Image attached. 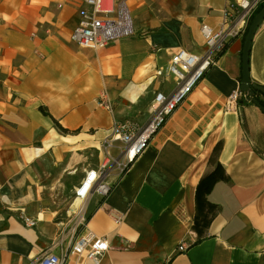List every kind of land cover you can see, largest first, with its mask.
<instances>
[{"label": "crops", "instance_id": "obj_1", "mask_svg": "<svg viewBox=\"0 0 264 264\" xmlns=\"http://www.w3.org/2000/svg\"><path fill=\"white\" fill-rule=\"evenodd\" d=\"M225 1L125 0L134 33L92 50L70 40L80 0H0V264H32L55 240L112 121L148 120L154 93L174 89L156 70L179 48L202 54L200 23L217 27ZM242 43L218 55L108 197L85 201L87 230L108 249L80 264H264V112L246 93L223 108L240 90ZM248 66L264 87V19ZM102 91L112 113L97 105Z\"/></svg>", "mask_w": 264, "mask_h": 264}, {"label": "built area", "instance_id": "obj_2", "mask_svg": "<svg viewBox=\"0 0 264 264\" xmlns=\"http://www.w3.org/2000/svg\"><path fill=\"white\" fill-rule=\"evenodd\" d=\"M78 20L70 33V40L81 48L101 50L110 43L134 33L132 18L125 0H80ZM264 0H226L217 27L200 23V33L205 49L195 54L179 48L171 53L167 65L156 70V76L163 73L174 79V89L169 95L155 92L150 103V116L144 124L131 119L113 120L108 134L100 145L101 159L95 168L85 171L83 178L73 191V200L80 205L67 210L66 222L55 240L41 252L32 264H80L84 261L97 263L108 249L104 236H97L87 230L85 201L91 195L105 199L115 184L127 173L132 163L146 149L152 137L164 126L175 109L192 91L218 55L237 37L243 36L250 18ZM57 4V7H60ZM239 89L229 93L223 108L233 110L241 96ZM97 105L109 113L113 112L107 91H102ZM119 223L123 214H112ZM20 219L27 227H33L36 220L20 213ZM180 249L182 246L179 247Z\"/></svg>", "mask_w": 264, "mask_h": 264}, {"label": "water", "instance_id": "obj_3", "mask_svg": "<svg viewBox=\"0 0 264 264\" xmlns=\"http://www.w3.org/2000/svg\"><path fill=\"white\" fill-rule=\"evenodd\" d=\"M264 19V5L254 14L249 25L247 26L246 33L243 38L242 51H241V79H240V92L246 93L252 100L253 103L258 105L264 112V107L260 106L257 99L254 97L255 92L260 93L264 96V87L254 84L249 78V66H248V53L250 48V42L252 36Z\"/></svg>", "mask_w": 264, "mask_h": 264}, {"label": "trees", "instance_id": "obj_4", "mask_svg": "<svg viewBox=\"0 0 264 264\" xmlns=\"http://www.w3.org/2000/svg\"><path fill=\"white\" fill-rule=\"evenodd\" d=\"M263 5H264V3L260 4V5L257 7V9H256L255 12L253 13L252 17L254 16V14H255V13H256V12H257V11L263 6ZM252 17L250 18L249 23H250ZM249 23H248V25H249ZM246 30H247V28H246ZM246 30H245V32H244L242 38H244V35H245V33H246ZM255 98H256V97H255ZM256 99H257L258 103L260 104V106H263V107H264V99H259V98H256ZM40 110H41L43 113L47 114V111H46L45 108L40 107ZM57 126H58V128H59L62 132H64V133H66V132L68 131V130H66V129L60 127V125H58V124H57Z\"/></svg>", "mask_w": 264, "mask_h": 264}, {"label": "bare ground", "instance_id": "obj_5", "mask_svg": "<svg viewBox=\"0 0 264 264\" xmlns=\"http://www.w3.org/2000/svg\"><path fill=\"white\" fill-rule=\"evenodd\" d=\"M79 205H80V200L74 199L72 204H71V209H76Z\"/></svg>", "mask_w": 264, "mask_h": 264}, {"label": "rangeland", "instance_id": "obj_6", "mask_svg": "<svg viewBox=\"0 0 264 264\" xmlns=\"http://www.w3.org/2000/svg\"><path fill=\"white\" fill-rule=\"evenodd\" d=\"M72 202H73V197H72V199H70L69 203L67 205H65L66 206V210H69V209L71 210V204H72ZM72 210L75 211V209H72ZM66 217L68 218V216H66ZM66 220L64 219V221L62 223L66 222Z\"/></svg>", "mask_w": 264, "mask_h": 264}]
</instances>
